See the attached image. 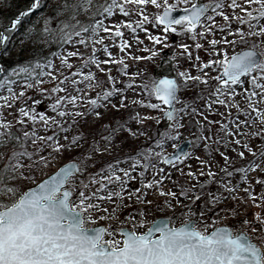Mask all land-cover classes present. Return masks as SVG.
<instances>
[{
	"label": "snow or ice",
	"instance_id": "obj_1",
	"mask_svg": "<svg viewBox=\"0 0 264 264\" xmlns=\"http://www.w3.org/2000/svg\"><path fill=\"white\" fill-rule=\"evenodd\" d=\"M183 2V14L174 17L172 10L179 5L169 4L165 0L163 13L155 15L159 25L164 26L165 34L162 38L160 34H149V40L167 47L169 32L195 33L200 25L199 35L203 36L213 32V27L206 26V21L224 30L235 20L240 26L227 34L233 38L219 41L225 47L231 46L233 51L230 54L221 51L215 47L218 43L216 39L210 41L213 46L210 55L219 54L218 58L198 63V69H213L217 73L215 76H210L207 71L192 75L187 70L177 72L175 77L148 73V79L140 81L139 87L149 99H138L132 104L152 110L161 108V105L167 106L161 113V118L166 117L169 121L167 130L153 139L154 147L149 146L130 158L125 157L131 161L127 168H117L115 166L120 161H113L101 168L99 175L90 174L87 183L82 178L86 167L79 158L69 159L51 173L44 170L64 152L79 148L80 141L84 139L79 133L71 138L68 135L60 136V133L67 131L66 124L70 127L89 115L100 118L101 107L120 109L127 106L128 98L117 87L116 77L110 69L101 67V63L116 61L101 62L95 55L97 44L103 46L108 57L113 55L108 51L105 36L99 33L104 31L110 38L113 35L119 37V48L125 50L130 44L123 39L122 28L135 33L149 20L141 9H146L149 4L159 7L158 0H57L54 12L59 19L55 20L56 27H52L51 16H42L43 28H30L25 33L29 40L35 37L36 43L56 41L61 48L69 43L84 46L90 43L91 52L86 56L79 51L68 52L60 60V68L64 71L58 70L51 59L37 58L25 65H17L0 78V91L3 92L0 95V148H3L0 151V264H264V0H243L242 3L237 0ZM44 3L45 0H31L28 6L19 11L8 27L0 30V45L9 42L23 17ZM227 9H231L230 14ZM116 12L124 16L138 12L141 18L124 19L113 27H107L106 21ZM82 13L88 14L84 22L80 18ZM216 15L222 17L224 22L216 24ZM143 30L148 32L147 28ZM79 37L83 39L74 40ZM252 37L259 39L252 42ZM139 39L137 36L138 42ZM237 45L243 47L237 48ZM178 47L187 49L188 45L181 43ZM184 54L181 52L182 56ZM156 55L157 52L152 50L149 58ZM69 56L83 58L77 66L69 62ZM196 60L200 61V57L197 56ZM119 63L121 67L118 71L128 76V65L123 63V57ZM93 65L101 72L107 71L110 82V86L103 87L95 96L90 93L101 85V81L97 80ZM84 67L90 70L85 72ZM4 71L0 68V73ZM140 75V71L132 73L128 83L135 84L133 77ZM43 77L49 78L51 87L43 86ZM17 81L21 83L18 92L15 87ZM197 83L201 85L202 95L199 99L203 101L204 108L209 114L219 115L220 120H209L205 112L194 107V102L179 95L182 88ZM33 88L41 97L51 99L48 108L53 115L38 112L36 106L40 104V99H31L30 105L21 103L16 109L15 120L7 119L5 112L25 98L30 99L26 90ZM117 95L119 100L113 103ZM151 97H155L157 102L153 103ZM213 104L223 107L225 112L214 109ZM190 108L192 113L203 118L198 121L201 127L204 122H207L209 129L212 124L220 125L218 133L222 135L212 134V143L220 146L213 148L212 152L219 153L223 165L214 170L212 163L197 156L196 160L201 166L207 165V171L196 172L189 166L187 175L196 178L206 176L208 179L198 186L189 184L179 192L166 190L162 183L166 179L171 180V172L165 174V170L153 161L172 165L190 157V151L183 150L180 144H173L174 151L171 153L164 150L167 141L180 136L178 130L184 127L181 121L190 114ZM69 116L74 119L68 121ZM134 118L141 128L144 121L153 119L151 115L141 116L139 112L134 114ZM38 126L44 129L43 135L38 134ZM141 128L133 130L127 127L126 121L120 122L104 139L111 141L118 130L125 129L131 136L146 135ZM52 129L54 131L50 132ZM196 139L208 140L209 137ZM254 139L259 141L258 145H253ZM204 148L208 150L210 144L205 143ZM229 148L240 158L239 167L235 162L230 163L233 157L229 155ZM105 150L93 140L90 152ZM138 167L142 169L139 172L142 186L128 192L129 181L136 179L132 173ZM149 169L154 170L153 179L150 180L146 179ZM26 172L28 175H25ZM37 173L44 174L37 178ZM220 173L223 175L216 179ZM236 174L239 179L232 183V177ZM213 182L229 194L236 192L237 187L244 183L246 186L242 191L245 195H234L231 199L258 209L252 213V218L249 219L247 210H243L238 221L240 227L217 222L215 217L205 219L207 212L212 211L208 205H215L225 198L220 191L207 193L204 210L194 213L191 202L198 200L204 187ZM256 186H260V192L255 191ZM149 189H155L165 196L167 207H173L170 203L173 199L179 204V197L188 198L189 204L183 205L187 211H181L182 219L178 224L174 222L175 214L147 221L143 207L136 210L137 215H129L120 223L114 222L119 219L115 207L117 200L123 203L124 199L131 200L135 196L137 202L150 205L151 201L147 200ZM105 202L110 203L105 205ZM228 211L233 217L238 214L237 208ZM101 220H108L109 223L100 224ZM209 220L211 228L208 226ZM141 227L143 231L139 230Z\"/></svg>",
	"mask_w": 264,
	"mask_h": 264
},
{
	"label": "rangeland",
	"instance_id": "obj_2",
	"mask_svg": "<svg viewBox=\"0 0 264 264\" xmlns=\"http://www.w3.org/2000/svg\"><path fill=\"white\" fill-rule=\"evenodd\" d=\"M169 4L172 5H179V7H174L173 9H181L184 7L183 0H167ZM197 2H207V0H197ZM238 3H242L243 0H237ZM57 3V0H45V3L41 6V11H36L34 16L30 18L27 21H24L23 24L25 26V29L22 33H20L17 29L15 32L12 33L9 42L7 43V47L10 49L12 54L18 53V51L21 48L28 47L30 42L35 39V37L32 38V40H29L25 37V33L31 28L33 23L38 24L42 21L41 17L45 16L44 11H48L50 7ZM159 7L156 5L149 4L146 9H141V11H144L145 15L149 17V20L146 21L140 28L143 30L144 28L148 29V32L146 33L143 30L144 36L139 40H135L133 37L134 34H137V32L133 33L128 28H122V31L124 33L123 39L128 40L130 46L126 47L125 50H121L119 48L120 38L119 37H108V34L104 31H100L99 35L105 36L106 40L105 42L109 45L108 51L112 52V57H108L103 50V46L100 44H97V52L95 55L97 56L98 61H104V60H113L116 61L115 63H108L104 64L101 63V67L106 70H111L112 75L116 77V85L117 87L121 88L123 90L124 95L128 98L127 106L124 108L116 109L112 108L111 106L101 107L99 110L102 113V116L100 118H96L92 115H89L85 118H80L77 123L72 124L70 127L67 126V131L62 132L59 135H68L69 138H71L73 135L82 134L84 139L80 141V147L76 148L75 150L69 149L68 151L64 152L61 156H59L56 160L53 161L51 166L49 168H46L44 170L45 173H51L54 171L59 165L63 164L64 162L68 161L69 159H82L83 164L86 167V171L83 175V179L87 183V177L90 174H96L99 175V170L103 168L106 164H111L113 161L119 160L120 163L116 165L117 168H127L129 164L131 163L130 159H125V157H131L132 155H135L138 151H143L149 146H153V139L158 136V134L163 133L167 130V125L169 123L168 119H162L161 113L163 112L165 105H161V108L152 110L146 106L141 105H133L132 101L138 100V99H149L146 94H144L140 87L139 82L142 80L148 79V73H151L153 75H167L170 74L171 76L175 77L177 75V72L187 70L192 75H199L202 71H207L210 76H215L217 73L213 69H198V63L206 61L207 59H215L218 58L219 54H213L210 55V53H213V47L212 49L209 47L208 42L210 40L216 39L218 41L216 48L221 49V51H227L229 54L233 51V48L231 46L225 47L223 43H220L219 41H222L223 39H232L233 37L231 35H227L234 29L235 27H238L240 25L237 24L235 20L231 21L230 27L226 28L224 30H220L218 28H215L213 25H211L210 22H205L206 26L213 27V32L211 33H205V35L200 36L199 32L201 29V26L198 25L195 33L192 32H177L167 33L168 40H167V47H164V44H154L153 41L148 39L149 34H154V32H157L156 34H160L161 38L163 37L164 33V26L159 25V22L155 20V15L161 14L162 10H164V4L165 0H158ZM229 14L231 13V9H227ZM239 11V10H237ZM209 14L211 12L209 11ZM87 13L81 14V20L82 22L86 21ZM141 17L139 16V13H134L129 16H124L122 14H119L118 12L114 13V15L111 17L109 21H106L107 27H113L115 23H120L124 19L129 20H138ZM216 24L223 23V18L219 15L215 16ZM159 25V26H157ZM179 27V26H177ZM246 27V26H245ZM142 35V34H141ZM75 39H83V37L74 38ZM259 38L258 37H252L251 41L255 42ZM187 44V49H180L178 47L179 44ZM199 44L200 47L197 48L196 45ZM237 48H242L243 45H237ZM155 50L157 52L156 56H153L149 58L150 51ZM72 51H79L80 53L84 54L85 56L90 54L91 52V46L90 43L88 46L79 45L76 43H69L65 44L63 48H59L56 51H54L49 59L53 60L55 63V66L58 70L64 71V69L60 68V60L63 56H67L68 52ZM181 52H184L185 54L182 56ZM189 54L190 57L189 58ZM200 57V61L196 60V57ZM123 57V63L128 65V68L126 69L128 76L124 74L122 71H118L120 69L121 64L119 63L120 58ZM135 57H144L145 59L137 60ZM175 57V59H173ZM3 58H6V55L3 56ZM83 57L81 56H69V62H71L74 65H79L81 62V59ZM178 62V63H177ZM0 68H3L5 71L3 73H0V78H3L4 75H7L9 70H7L1 60H0ZM16 68V67H15ZM14 69V68H12ZM11 70V69H10ZM89 67H84L83 71L87 72L89 71ZM92 70L96 73L97 80L101 81V85L97 87L94 91L90 93V95L95 96L97 92H100L103 87L110 86V82L107 80V71L101 72L98 69H95L94 65L92 66ZM147 70V71H145ZM140 71L141 75L139 77H133V80L136 81L135 84H129L128 78L129 76L136 72ZM67 73L65 72V75ZM45 83L44 87L49 88L52 85L48 82V77L42 78ZM35 83V81H33ZM16 91H19V88L21 87V83L19 81L16 82ZM201 85L197 83L196 85L189 84L186 88H182L179 95L189 102H194V107L199 109L201 112H205L206 115L209 116V120L218 121L220 120L219 115L216 114H209L206 109L203 106V101L199 99V97L202 95L200 92ZM29 98H25L24 101L18 102L16 105H14L11 109H8L5 112V115L7 119L9 120H15V116L17 115L16 109L20 106L21 103H27L31 104V99H40V104L36 106L37 111H45L48 115H53V112L51 109L48 108V104L51 103V99L47 96L41 97V94L38 93L34 88L33 89H27ZM3 92L0 91V95H2ZM206 100L207 97H204ZM237 99H240L238 97ZM119 100V95L114 96L113 103ZM151 101L153 103H156L155 97H151ZM179 107V105H177ZM214 109H218L219 112H225V109L223 107H220L218 105L213 104ZM189 115H185L183 117V120L181 123H183L184 127L182 129H179L180 136L175 140L167 141L164 145V150L171 153L173 152V144H180L185 140L190 141V146L187 151H190V157L185 159L183 162H174L172 165L165 164L163 161L154 160L153 163L157 164V166L161 169L165 170V174L168 172H171V180H164L162 183V187H164L166 190L176 191L179 192L181 189L186 188L189 184L192 185H199L201 181L208 179L206 176L201 177H189L187 175L188 167L191 166L192 169L196 172L200 171H207V165L201 166L199 162L196 160V157L199 156L201 159L205 161H209L212 163V167L214 170L218 168V166L223 165V160L220 157L219 153L212 152V149L215 147H219L220 145L212 143L214 137L212 136L213 133H218V130L220 128L219 124H212L211 128L209 129L207 122H204V126L201 127V125L198 123V121H202L203 118L200 117L197 113H192L191 108L188 110ZM235 109H233V112ZM136 112H139L141 116L144 114H149L153 117L151 120L144 121L143 128H141L140 123H138L137 119L134 118V114ZM8 113H11L9 115ZM242 119L244 117H241ZM74 118L72 116H69L67 118L68 121L73 120ZM127 122V127L132 128L133 130H136L137 128H141L142 132H146V135H138V136H131L128 131L125 129L123 131L118 130L115 135L112 137L111 141H107L104 138L108 137L109 134L112 132V129L117 126L120 122ZM29 127H31V124H29ZM27 130V129H25ZM54 131V129L49 130ZM38 134L43 135L44 129L40 128L38 126ZM221 134L222 133H218ZM201 136H207L209 137L208 140H197V137ZM93 140H95L99 147L101 149H106L105 151H91L90 152V146L92 145ZM63 142V141H61ZM109 143L111 144V147H109ZM208 143L210 144V148L206 150L204 148V144ZM258 140H253V145H258ZM29 148L31 149V143H29ZM223 151L224 149L221 148ZM0 151H3V148H0ZM159 151V149H157ZM229 155L233 157V161H230V163L235 162L236 166H240V158L235 155L231 151V148L228 149ZM211 153V155H209ZM218 162V163H217ZM27 163V161H25ZM141 168H137L135 172L132 173L133 176L136 177L134 180L129 181V188L127 189L128 192H131L133 188L141 187L142 186V180L139 176V172L141 171ZM154 170L149 169L146 172V179H153V173ZM44 173H37V178H40ZM107 174V173H104ZM25 175H28L26 172ZM223 173H220L216 179H220V176H222ZM252 175H255V173H252ZM158 178V176L156 177ZM239 179V175L236 174L232 177V183H235L236 180ZM28 183H32V181H29ZM179 185V187H177ZM246 185L244 183H241L238 187L236 192L234 193H226L224 192L223 188L218 186L216 183H210L204 187L202 190V194L199 195V199L191 202V208L194 213H198L201 210H204L205 202L208 200L207 193H213L215 194L217 191H220L225 198L217 204L212 205L209 204L208 207L212 209L211 212H207L205 219H208L209 217H215L217 222H226L230 226L240 227V224L238 223L240 216L243 214V210H247L248 212V218H252V213L254 211H257L258 209L254 207H250L248 204L243 203L242 201H233L231 199L234 195L244 196V192L242 189ZM115 187V186H110ZM195 192V189L193 190ZM256 192H260V186L255 187ZM193 193H189V195H192ZM166 197L163 195H160L155 189H149L147 190V200L151 201L150 205H147L145 203L137 202L135 200V196H133V199L128 200L124 199L123 203H121L119 200L116 201L115 207L117 209L116 215L118 216V220L114 221L115 223H120L124 221L129 215H137L136 210L143 207L144 211L147 213L146 217H144L147 221H150L154 218L158 217H164V216H171L175 214V223H179L180 219H182L181 211H187L186 208H183V205H188L189 200L187 197H179L180 203H175V200H171L170 203L173 204V207H167L164 203ZM143 200V197H142ZM110 202H105V205H107ZM237 208V216L233 217L230 215L228 209ZM195 219V217H193ZM100 224H108V220H101L99 221ZM209 228H211V221L209 220ZM139 230L143 231L144 228L141 227ZM108 238V237H106Z\"/></svg>",
	"mask_w": 264,
	"mask_h": 264
},
{
	"label": "trees",
	"instance_id": "obj_3",
	"mask_svg": "<svg viewBox=\"0 0 264 264\" xmlns=\"http://www.w3.org/2000/svg\"><path fill=\"white\" fill-rule=\"evenodd\" d=\"M31 3V0H0V30L6 29L5 27L9 25V22L14 16L21 10H23L26 6ZM55 5H52L48 11H44L45 16H51L52 20V27H56L55 20L59 19L54 12ZM42 8L40 7L37 10H34L32 13L28 14L27 16L23 17L17 30L22 33L25 29L23 24L24 21L29 20L32 18L36 11H41ZM43 20L35 24L33 23L32 29L35 30L37 27L43 28ZM60 48L58 42L53 41L50 43H36L35 39L32 40L28 47L21 48L18 53L12 54L10 49L6 45H0V60L3 66L10 70L15 68L17 65H25L30 61H34L37 58H47L51 56V54ZM6 55V58L3 56Z\"/></svg>",
	"mask_w": 264,
	"mask_h": 264
},
{
	"label": "water",
	"instance_id": "obj_4",
	"mask_svg": "<svg viewBox=\"0 0 264 264\" xmlns=\"http://www.w3.org/2000/svg\"><path fill=\"white\" fill-rule=\"evenodd\" d=\"M163 11L164 10H162V12L161 13H163ZM183 14V8H181V9H173L172 10V15L174 16V17H178L179 15H182ZM8 27V26H7ZM6 27V28H7ZM167 107V106H166ZM162 119H167L166 117H163ZM180 146H181V148L183 149V150H188V148H189V146H190V141L189 140H185V141H183L182 143H180ZM158 218H160V217H158Z\"/></svg>",
	"mask_w": 264,
	"mask_h": 264
},
{
	"label": "bare ground",
	"instance_id": "obj_5",
	"mask_svg": "<svg viewBox=\"0 0 264 264\" xmlns=\"http://www.w3.org/2000/svg\"><path fill=\"white\" fill-rule=\"evenodd\" d=\"M136 32H137V34H134V36H133V37L135 38V40H136V37H137V36H138L140 39L144 36V34H143V30H142L141 28H138ZM156 33H157V32H154V34H156ZM141 34H142V35H141ZM140 39H139V40H140ZM210 41H211V40H210ZM208 44H209V47L212 49L213 46L210 44V42H208Z\"/></svg>",
	"mask_w": 264,
	"mask_h": 264
}]
</instances>
